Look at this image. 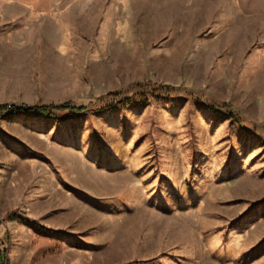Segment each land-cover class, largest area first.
<instances>
[{
	"label": "rangeland",
	"instance_id": "obj_1",
	"mask_svg": "<svg viewBox=\"0 0 264 264\" xmlns=\"http://www.w3.org/2000/svg\"><path fill=\"white\" fill-rule=\"evenodd\" d=\"M2 1L0 105L90 110H0L2 260L264 264V17L89 0L28 38Z\"/></svg>",
	"mask_w": 264,
	"mask_h": 264
},
{
	"label": "crops",
	"instance_id": "obj_2",
	"mask_svg": "<svg viewBox=\"0 0 264 264\" xmlns=\"http://www.w3.org/2000/svg\"><path fill=\"white\" fill-rule=\"evenodd\" d=\"M228 1V4L222 3V6H229V13L232 16L264 17V0ZM2 3H4L2 6L12 8L6 12L7 20H10L7 22L8 26L5 32L15 29L13 18H16L21 23L19 31L27 35L28 38H38L37 34L39 32L59 33L62 31V26L56 24V18L60 21L62 17L82 16L86 14V11L77 8L94 6L89 0H3Z\"/></svg>",
	"mask_w": 264,
	"mask_h": 264
},
{
	"label": "trees",
	"instance_id": "obj_3",
	"mask_svg": "<svg viewBox=\"0 0 264 264\" xmlns=\"http://www.w3.org/2000/svg\"><path fill=\"white\" fill-rule=\"evenodd\" d=\"M8 105H0V110L7 109ZM20 114H28L32 116L36 114L38 116H43L47 119H51L53 116L54 110H68L71 114H84L88 113L90 110L87 106H75L71 102H63L59 104H49V105H40L33 107H17L13 106ZM35 112V113H34ZM0 264H6L5 261L2 260V255L0 253Z\"/></svg>",
	"mask_w": 264,
	"mask_h": 264
},
{
	"label": "built area",
	"instance_id": "obj_4",
	"mask_svg": "<svg viewBox=\"0 0 264 264\" xmlns=\"http://www.w3.org/2000/svg\"><path fill=\"white\" fill-rule=\"evenodd\" d=\"M2 111H3V113H6V112L17 113V110L14 107H12L11 105L8 106V108L6 110L4 109Z\"/></svg>",
	"mask_w": 264,
	"mask_h": 264
}]
</instances>
